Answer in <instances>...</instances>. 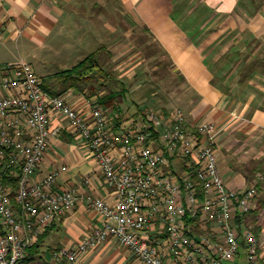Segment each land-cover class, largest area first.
<instances>
[{
	"label": "crops",
	"instance_id": "0c3cea01",
	"mask_svg": "<svg viewBox=\"0 0 264 264\" xmlns=\"http://www.w3.org/2000/svg\"><path fill=\"white\" fill-rule=\"evenodd\" d=\"M116 2L122 13L113 12L116 18L111 21L102 17L105 0H0V55L6 54L0 60V97L7 93L1 86L5 68L24 58L38 75V70H48L39 75L48 92L65 96L83 113L90 114L96 104L106 107L99 100L120 91L140 108H181L192 124L219 125L218 166L228 188L240 193L257 189L253 208L236 214L233 223L240 232L241 247L236 259L225 264H251L244 236L247 230L254 233L264 264V0ZM153 46L166 55L171 70L170 77L152 84L135 75L139 74L136 70L146 68ZM141 53L145 59L132 64L131 76L122 79L120 69L125 62L119 60L121 55ZM90 55L98 64L91 63L80 74L64 75L63 71ZM52 128L56 133L38 177L66 165L67 170L58 175V185L76 188L80 198L29 250L30 264H56L57 249L76 246L103 223L87 195L115 199L86 138L77 136L68 120L57 114ZM173 164L174 170L185 172L180 161ZM188 224L192 235L201 236L211 228L217 238L222 237L215 224L203 226L197 220ZM77 264L146 263L110 239Z\"/></svg>",
	"mask_w": 264,
	"mask_h": 264
},
{
	"label": "built area",
	"instance_id": "2783aa9c",
	"mask_svg": "<svg viewBox=\"0 0 264 264\" xmlns=\"http://www.w3.org/2000/svg\"><path fill=\"white\" fill-rule=\"evenodd\" d=\"M1 86L7 93L0 97V264H30V248L80 198L76 188L58 185L66 165L42 178L37 174L56 133L55 114L86 138L115 194L113 201L86 196L103 223L76 246L57 249L56 264H77L110 239L146 264L236 259L241 242L233 222L237 213L253 208L257 189L228 188L218 166L219 125L192 124L181 108L147 107L137 118L96 104L83 113L65 96L48 92L24 58L5 68ZM173 161L183 162L185 172L175 171ZM196 220L217 225L222 237L211 228L192 235L188 223ZM244 236L250 263L262 264L254 233Z\"/></svg>",
	"mask_w": 264,
	"mask_h": 264
},
{
	"label": "rangeland",
	"instance_id": "374dc122",
	"mask_svg": "<svg viewBox=\"0 0 264 264\" xmlns=\"http://www.w3.org/2000/svg\"><path fill=\"white\" fill-rule=\"evenodd\" d=\"M115 1V2H114ZM118 6V9H117ZM117 9V10H116ZM113 12L116 13H122V7L120 6V4H118V2H116V0H111L110 2L108 0H105L104 3V11L102 14L103 19L107 20H111L114 21V18H116L115 14H112ZM151 52L153 53L152 57L146 58V68L145 69H139L136 70L138 71L139 74H136V76H139L138 78H142L145 77L148 80H150L153 83H157L158 80H160L161 78L164 79L166 77H170V62L169 59L166 57V55L160 51L157 47L153 46ZM138 56H141L140 58ZM4 57H6V54L3 53V55H0V60L4 59ZM124 55H121V57L119 58V60L124 63L122 66L127 65L130 63V60H132L133 58H135V61L133 63H131L129 66H125L122 67L120 69V76L122 79L127 80L129 77V75L131 74V72H133V68L131 67L132 64L138 62L140 59H145L144 55L138 54L133 56V54H127L124 58ZM131 58V59H130ZM1 60V61H2ZM150 60V61H149ZM148 61V62H147ZM159 65L160 68L156 69L153 68L154 65ZM39 71V75H41L40 73H46L48 70H38ZM131 76V75H130ZM61 77H63V74H61L58 78L61 80ZM171 79L168 80V83H170ZM122 83V82H121ZM120 83V87H123V85H121ZM124 106H132V109H134L135 107V103L131 102V96H127L126 98H124Z\"/></svg>",
	"mask_w": 264,
	"mask_h": 264
},
{
	"label": "trees",
	"instance_id": "16d2710c",
	"mask_svg": "<svg viewBox=\"0 0 264 264\" xmlns=\"http://www.w3.org/2000/svg\"><path fill=\"white\" fill-rule=\"evenodd\" d=\"M93 62H96V64H98V62L95 60V57L93 55H90L88 57H86L85 59L81 60L78 64H76L73 68L71 69H68V70H65L63 71V73H66L64 75H67V76H71V75H74L75 73H83V71L87 68L90 67V64L93 63ZM122 82V81H121ZM120 82V83H121ZM121 85H124L123 83H121ZM45 87V85H44ZM46 88V87H45ZM122 88V87H121ZM127 96H123V93L118 91V92H113V95H110V96H104L102 97L100 100H99V103L101 104H105L106 107L108 108H111V109H116V110H119V111H122L125 110V111H130L133 116L135 117H142L143 113H144V107L143 108H140L139 106V103H137V105L135 104V107L133 109V112L130 110L132 108V106L130 107H125L124 105H121L124 103V98H126ZM118 105V107L116 106ZM141 105V104H140ZM147 108V107H146ZM169 110V109H167ZM124 111V112H125ZM155 130V129H154ZM156 133L158 134L159 131L158 130H155ZM183 164V162H181ZM173 168L175 169L174 167V164H173ZM176 171V170H175ZM190 222V221H189ZM38 245V243H36L34 246H32L30 248V250H32L33 248H35L36 246ZM30 259H29V255L28 257L26 258V261L28 262Z\"/></svg>",
	"mask_w": 264,
	"mask_h": 264
}]
</instances>
